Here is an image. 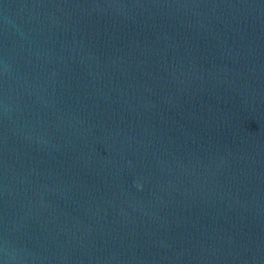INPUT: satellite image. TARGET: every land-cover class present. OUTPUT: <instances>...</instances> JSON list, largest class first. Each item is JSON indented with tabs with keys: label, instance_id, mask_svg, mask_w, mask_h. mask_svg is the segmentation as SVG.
Here are the masks:
<instances>
[{
	"label": "water",
	"instance_id": "obj_1",
	"mask_svg": "<svg viewBox=\"0 0 264 264\" xmlns=\"http://www.w3.org/2000/svg\"><path fill=\"white\" fill-rule=\"evenodd\" d=\"M0 264H264V0H0Z\"/></svg>",
	"mask_w": 264,
	"mask_h": 264
}]
</instances>
